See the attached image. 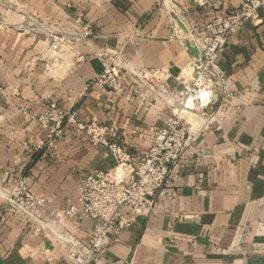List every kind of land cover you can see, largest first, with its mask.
Masks as SVG:
<instances>
[{
    "label": "crops",
    "instance_id": "0c3cea01",
    "mask_svg": "<svg viewBox=\"0 0 264 264\" xmlns=\"http://www.w3.org/2000/svg\"><path fill=\"white\" fill-rule=\"evenodd\" d=\"M202 1L0 0V187L23 181L48 201V223L87 243L95 222L64 212L76 203L82 178L115 161L71 126L54 149L37 153L49 136L39 117L52 103L75 111L83 123L106 126L112 141L141 160L171 107L131 77L118 91L97 87L100 55L123 51L135 71H156L181 97L198 58L188 29L241 5ZM263 36L256 22L228 38L218 62L239 94L225 124L185 152L154 212L110 235L98 264H264ZM0 264L73 263L68 247L48 230L34 234L30 220L10 215L0 197Z\"/></svg>",
    "mask_w": 264,
    "mask_h": 264
},
{
    "label": "built area",
    "instance_id": "2783aa9c",
    "mask_svg": "<svg viewBox=\"0 0 264 264\" xmlns=\"http://www.w3.org/2000/svg\"><path fill=\"white\" fill-rule=\"evenodd\" d=\"M210 4L209 0L201 2L203 6ZM256 22L264 25V0H241L235 13L188 29L199 56L193 65L192 79L183 83L181 97L156 71H135L123 51L100 55L104 72L95 83L97 87L118 91L123 80L131 77L140 88L147 89L171 107V116L164 125L151 130L152 146L139 161H134L128 150L111 140L106 126L95 121L83 123L75 111H59L56 104L48 105L39 122L49 131V136L46 142L37 145V153L54 149L56 141L64 135L65 127L71 126L75 133L86 135L94 147L105 148L115 161L112 169L84 176L76 203H70L64 212L69 219L88 218L95 222L87 243L67 229H57L48 223L45 219L48 201L30 193L21 180L10 190L0 187V197L6 202L9 214L26 216L36 235L48 230L68 247L73 264H98L110 235L118 237L130 229L137 218L154 212L160 191L171 186L185 152L215 126L225 124L239 93L228 88L219 56L229 37L237 35L246 24ZM262 40L264 43V36ZM58 42L66 41L61 38ZM60 47L57 42L51 46L56 56L60 55ZM176 99L175 105L173 100Z\"/></svg>",
    "mask_w": 264,
    "mask_h": 264
},
{
    "label": "water",
    "instance_id": "95a60500",
    "mask_svg": "<svg viewBox=\"0 0 264 264\" xmlns=\"http://www.w3.org/2000/svg\"><path fill=\"white\" fill-rule=\"evenodd\" d=\"M193 51H194L195 55L198 57L199 56L198 50L196 48H194Z\"/></svg>",
    "mask_w": 264,
    "mask_h": 264
},
{
    "label": "bare ground",
    "instance_id": "6f19581e",
    "mask_svg": "<svg viewBox=\"0 0 264 264\" xmlns=\"http://www.w3.org/2000/svg\"><path fill=\"white\" fill-rule=\"evenodd\" d=\"M174 16H175V14H174Z\"/></svg>",
    "mask_w": 264,
    "mask_h": 264
}]
</instances>
